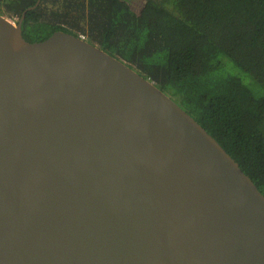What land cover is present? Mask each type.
<instances>
[{
    "label": "water",
    "instance_id": "obj_1",
    "mask_svg": "<svg viewBox=\"0 0 264 264\" xmlns=\"http://www.w3.org/2000/svg\"><path fill=\"white\" fill-rule=\"evenodd\" d=\"M0 14V264H264V196L153 82Z\"/></svg>",
    "mask_w": 264,
    "mask_h": 264
},
{
    "label": "trees",
    "instance_id": "obj_2",
    "mask_svg": "<svg viewBox=\"0 0 264 264\" xmlns=\"http://www.w3.org/2000/svg\"><path fill=\"white\" fill-rule=\"evenodd\" d=\"M36 0H0L17 16ZM23 38L61 31L87 41L150 80L189 114L264 196V0H40ZM251 87V86H250Z\"/></svg>",
    "mask_w": 264,
    "mask_h": 264
},
{
    "label": "rangeland",
    "instance_id": "obj_3",
    "mask_svg": "<svg viewBox=\"0 0 264 264\" xmlns=\"http://www.w3.org/2000/svg\"><path fill=\"white\" fill-rule=\"evenodd\" d=\"M5 15L7 18L12 19V18H18L17 16H10V15ZM17 24V23H16ZM227 67H229V70H231V73L234 74L235 76H237L238 78H240L243 83L247 86H249V88H251L254 91L258 92V97L263 96L264 95V90L259 87L254 80L251 78V76H249L248 74H246L245 72H243L241 69H239L238 67H236L232 62H230L229 60H227ZM251 86V87H250Z\"/></svg>",
    "mask_w": 264,
    "mask_h": 264
},
{
    "label": "built area",
    "instance_id": "obj_4",
    "mask_svg": "<svg viewBox=\"0 0 264 264\" xmlns=\"http://www.w3.org/2000/svg\"><path fill=\"white\" fill-rule=\"evenodd\" d=\"M8 20L13 24V25H16V23H18V18H12V19H9L8 18ZM78 38L80 39V40H82V41H87V37H86V35H84V34H79L78 35Z\"/></svg>",
    "mask_w": 264,
    "mask_h": 264
},
{
    "label": "bare ground",
    "instance_id": "obj_5",
    "mask_svg": "<svg viewBox=\"0 0 264 264\" xmlns=\"http://www.w3.org/2000/svg\"><path fill=\"white\" fill-rule=\"evenodd\" d=\"M11 23V22H10ZM12 24V23H11ZM13 25V24H12ZM14 26V25H13ZM78 38V37H77Z\"/></svg>",
    "mask_w": 264,
    "mask_h": 264
}]
</instances>
